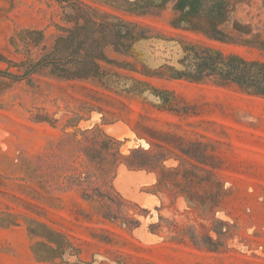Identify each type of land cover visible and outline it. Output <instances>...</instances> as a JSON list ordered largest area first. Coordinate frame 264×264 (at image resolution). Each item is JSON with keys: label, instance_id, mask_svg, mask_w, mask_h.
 Instances as JSON below:
<instances>
[{"label": "rangeland", "instance_id": "obj_1", "mask_svg": "<svg viewBox=\"0 0 264 264\" xmlns=\"http://www.w3.org/2000/svg\"><path fill=\"white\" fill-rule=\"evenodd\" d=\"M127 1L0 0V71L13 74H0V264H264V97L172 75L185 45L263 61L264 52L173 27L176 0L136 11ZM231 3L227 29L238 21L242 38L264 40V0ZM67 5L118 16L144 38L109 45L102 80L50 67L22 76L73 26ZM117 146L166 156L165 167L206 168L188 193L203 204L128 168Z\"/></svg>", "mask_w": 264, "mask_h": 264}, {"label": "trees", "instance_id": "obj_2", "mask_svg": "<svg viewBox=\"0 0 264 264\" xmlns=\"http://www.w3.org/2000/svg\"><path fill=\"white\" fill-rule=\"evenodd\" d=\"M132 4L130 5L132 8L128 10L136 11L149 6L136 5V2ZM68 6L73 13L68 15L73 26L67 30L62 28L64 33L55 38L49 51L43 53L38 60L27 62L22 76L29 75L40 67H50V71L60 77L102 80L106 72L102 70L100 63L110 62L105 49L113 45L117 49L128 50L135 42L144 38L142 34L133 35L135 24L118 16L101 14L85 5ZM234 6L231 0H176L171 25L175 28L200 32L215 40L253 44L264 52V40L242 38L244 34H248V31H245V26L238 21L232 23L231 30L227 29L226 25L231 21ZM26 33L36 43H39L43 37L42 32L37 30H26ZM0 60H5L1 53ZM179 63L181 68H172V75L175 77L192 81L214 78L223 83H234L244 90L264 97L263 60L248 59L234 52L224 53L211 47H198L192 44L183 47V55ZM0 74L13 75L5 71H0ZM97 131L109 142L120 144L119 140L100 129ZM112 154L121 157L128 168L154 172L158 187L168 184L175 192L187 194L185 199L188 204H203L194 200L188 193H190L189 188L200 184V171L210 173L206 168L196 165L181 168V164L176 167H165L162 163L166 156H151L142 148H131L128 154H121L117 146ZM185 154L189 153L185 152ZM135 155L145 158L133 159ZM216 205L217 203H213V206ZM109 212L110 209L105 214H110ZM124 223L137 226L139 222L135 219H125Z\"/></svg>", "mask_w": 264, "mask_h": 264}, {"label": "flooded vegetation", "instance_id": "obj_3", "mask_svg": "<svg viewBox=\"0 0 264 264\" xmlns=\"http://www.w3.org/2000/svg\"><path fill=\"white\" fill-rule=\"evenodd\" d=\"M157 0H133V1H127L129 5H133V2H136V5H149L153 2H156ZM162 1V0H160Z\"/></svg>", "mask_w": 264, "mask_h": 264}, {"label": "bare ground", "instance_id": "obj_4", "mask_svg": "<svg viewBox=\"0 0 264 264\" xmlns=\"http://www.w3.org/2000/svg\"><path fill=\"white\" fill-rule=\"evenodd\" d=\"M116 125V124H115ZM118 125V124H117ZM117 125L116 126H114V124H113V127L112 126H109L108 128H107V131L109 132V133H111V134H114V135H118L119 133H117V128H116V130L114 129V127H117ZM114 129V130H113ZM125 131V130H124ZM121 168V167H120ZM119 168V169H120ZM120 172V171H119ZM122 172V171H121ZM119 174V173H118ZM124 174V173H123ZM122 174V175H123ZM125 175V174H124Z\"/></svg>", "mask_w": 264, "mask_h": 264}]
</instances>
